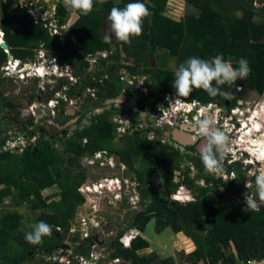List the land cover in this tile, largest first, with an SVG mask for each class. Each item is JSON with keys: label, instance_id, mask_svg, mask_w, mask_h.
Segmentation results:
<instances>
[{"label": "trees", "instance_id": "16d2710c", "mask_svg": "<svg viewBox=\"0 0 264 264\" xmlns=\"http://www.w3.org/2000/svg\"><path fill=\"white\" fill-rule=\"evenodd\" d=\"M182 1L192 7L193 12L176 21L165 14L167 0H139L146 4L150 15L143 21L142 34L133 37L131 44L116 41L106 43L103 23L104 16L112 7L123 9L128 3L137 0H121L118 5L114 0H106L102 7L94 0L93 11L88 16H78L68 31L62 32V42L54 41L48 28L31 20L27 10L21 6V0H0V30L4 34L9 54L15 60H34L36 53L43 49L61 64L66 60L73 67L82 65L83 69L76 71L75 76L82 77L81 86L84 89L98 86L95 80H86L82 71L88 70L92 60L98 61L100 53H110L111 56L98 63L95 76H103L120 65L131 74H137L148 71L140 67H146L149 56H154L155 48L160 47L166 52L165 60L175 58V70L189 57L210 60L222 54L225 60L231 61L233 67L237 66L240 58H246L251 68L247 88L264 91V0L257 10L253 8L252 0ZM26 2L28 5L33 4V0ZM237 12H240L239 16ZM69 14L70 11L59 2L51 22L64 28ZM256 15L258 19H255ZM7 57L8 54L0 48V70L7 62ZM123 61L132 63L124 65ZM175 70L158 67L157 64L152 72L157 75L158 90L164 95H175L172 87ZM62 87L64 85L61 83L57 89ZM232 87L225 84L222 90L227 93ZM71 91L75 92L76 87L71 88ZM223 97H210L203 90L194 88L188 97L179 98L207 104L223 101ZM94 108L95 105L82 110L78 122L90 114L91 123L77 132L76 139H70L60 155L42 137L34 146L23 148L20 152H2L4 141L0 137V208L6 200L14 197L15 192L19 203L31 199L35 202L33 211L53 209L51 214L42 212L36 219V223L44 221L53 226L52 235L43 238V246L26 242L25 234L21 232L23 218L16 211L2 216L0 264H46L45 260L37 263L35 256L49 254L61 244L62 240L56 237V230L69 235L71 221L79 205L84 203V198L77 191L74 177L64 174L63 167L79 168L78 162L83 157L92 156L98 151L109 154V151L115 150L117 125L111 121L109 112L93 114ZM122 141L125 145L118 151L119 162L133 173L139 195L137 206L140 208L131 228L140 234L152 220L156 234L164 229L174 234L182 233L193 245V250L182 256L183 264H233L238 259L264 257V206L260 205L259 211L247 209L246 205L240 208L241 205L223 199L217 191L207 188L199 190L197 195L193 194V200L186 203L174 202L173 206L165 204L163 201H169V196L180 185L197 189L193 185L194 180L178 172L181 154L172 148L167 150L166 145L156 146L152 141L131 135H125ZM65 154L68 155L67 159H64ZM175 173L180 175L175 178ZM144 176L148 181L158 178L162 183V193H151L145 185ZM55 186L59 190L55 197H59L60 202L47 205L41 193ZM69 242L77 244L82 240L78 234L70 233ZM225 244H230L234 251H225ZM85 246L83 250L77 248L81 256L89 252L88 244ZM147 247L148 242L140 235L131 241L129 248H123L116 240L112 241L109 254L112 260H121L117 264H177L171 257L159 258L155 253L139 254Z\"/></svg>", "mask_w": 264, "mask_h": 264}, {"label": "flooded vegetation", "instance_id": "af4514ba", "mask_svg": "<svg viewBox=\"0 0 264 264\" xmlns=\"http://www.w3.org/2000/svg\"><path fill=\"white\" fill-rule=\"evenodd\" d=\"M103 34L105 36L104 30ZM59 39V37H54V41H58ZM112 41H115V39L113 38ZM42 51L44 50L42 49ZM46 56L52 58L49 55ZM110 56V53H102L99 56V60H95L94 63L98 66L101 60H107ZM13 60L15 59L13 58ZM53 60L57 61L62 74L67 73L66 68L68 67V71L77 78L76 85H71L69 82L66 88H61H64L65 98L73 97L75 94V92L71 91L73 87H76V89H79L81 92L85 90L81 86L82 77L75 76L76 71L83 69L82 65L78 64L73 67L70 66L66 60H63V64L57 59L52 58V61ZM34 61L36 60L27 59L25 62L21 61L23 64L22 66L20 65L21 67L19 66L15 74H23L24 76L28 74L31 75V71L34 70V66H32L35 65ZM26 63H28V66L25 65ZM122 63L124 65H131L132 61H123ZM156 68L157 64L154 56H149L146 67H140V69L144 71L148 69L149 72L146 71L145 73L131 74L121 65L114 67L111 71L99 77L95 75L93 77H85L86 74L82 71L86 80L88 78L95 80L98 85L95 88H91L92 86L88 87V89H93L95 94L94 98H96V104H92V106L88 107L93 108L95 105L94 110H99L96 114L109 112L110 116L118 113L127 115L130 123L128 124L129 127L123 128V130L119 132L121 141L125 135H131L138 139L143 138L152 141L156 146L159 144L166 145L168 147L167 150L172 148L178 151L181 154L179 159L180 169L178 172L188 177V179L194 180V183L196 181H203L202 185H197L198 187H196V190L194 188L188 189L185 187L191 194L197 195L200 193L199 190L207 188L209 191H217L223 199L241 205L240 208H243V206L246 205L244 202V194L246 192L250 195L254 194L255 189L251 191L249 188L255 186L256 176L264 172V118L253 115L256 107L261 104V101H264V91H258L257 89L249 90L247 88V79L237 80L232 84V90L227 92V95H224L222 98L223 101L208 103L209 108L206 109V115L199 120L211 118L213 125L224 132L231 142L230 151L223 160L224 173L213 175L205 171L204 165L198 157L199 146L203 143L204 138L199 133L194 114L187 116L188 118L186 120L184 119L186 116L181 119L183 121H189V123L183 124L181 121L177 124L176 119H180V116L175 117L170 124L159 121L162 112L166 109L169 110L170 107L165 102L164 94L158 90L159 82L157 81V75L152 74L153 70ZM121 70L122 73H119ZM126 73L135 80L131 83L129 82L130 85H127L129 78L126 77ZM62 80L63 79L58 81ZM67 81H69V79H67ZM90 85H93V83H90ZM81 92L77 93L79 98L76 99V108L68 110L67 104L64 103H60L59 106L57 105L54 108H49V103L54 99V94L45 101V105L41 103L37 104L38 108L34 109V115L29 112V118L26 120L22 118L16 120L17 113L15 111L10 112V108H8L9 103L7 100L11 99L10 96L2 93L1 96L4 97V104L0 102V137L2 138L1 129L4 128V131H6L12 123L13 125L29 126L32 127L33 135L37 137V141H39L41 137L45 139L48 138L47 141L51 144L53 151L60 155L70 142V139H76L77 132L89 126L85 125L84 121L87 120V116H90L91 119L90 114H87L85 119L78 122L81 117L80 113L85 109V107H83L84 102L80 100L82 96ZM139 92L140 95L138 94ZM120 96L126 97L127 103L119 105V101L116 99ZM259 97L260 99H258ZM38 100H41V97H38ZM38 100L37 102H39ZM92 100L94 99L88 98L86 103ZM119 100L124 99L120 98ZM33 105L35 106V104ZM39 108H41L40 114L37 115L35 114V110ZM71 114L73 116L72 118L76 121L75 126L69 125ZM59 117H61L60 121L57 120ZM110 119L113 123H116L115 118L111 117ZM8 121H11V123ZM116 125H118V123H116ZM185 128L191 132V136H189L191 140L189 142H180L175 138V134L181 129L185 130ZM116 142L115 138L114 143ZM123 147L117 146L115 150L109 151L108 160L105 165L112 166L113 168V163L109 160H111V157L113 161L119 160L118 151ZM67 156L68 155L65 154L64 159H67ZM82 159L78 164H80ZM96 164L103 165L104 162L102 160H97ZM119 164L121 165V162H119ZM64 168L65 171L63 170V173L66 175L71 177H73L74 173L80 175L75 172L81 171L80 167L72 168L66 165L63 169ZM66 170H69L71 173L68 174ZM202 175L205 176V178H203ZM183 177L184 176L181 178ZM195 177L197 179H194ZM206 179H209V181L206 182ZM65 239L69 240V237L64 238V240ZM100 245H102V242L99 246ZM108 246L109 245H106V248H108ZM87 249H89V246Z\"/></svg>", "mask_w": 264, "mask_h": 264}, {"label": "rangeland", "instance_id": "374dc122", "mask_svg": "<svg viewBox=\"0 0 264 264\" xmlns=\"http://www.w3.org/2000/svg\"><path fill=\"white\" fill-rule=\"evenodd\" d=\"M120 1L121 0H114V3L118 5ZM59 2H62V0H33V4H34L33 7L35 9L37 8L38 12L43 14L42 18L44 21L50 20L49 21L50 24H53L51 20L53 18V14L56 11V6ZM27 3L28 2H26V0H21L20 4L25 10L28 11V9H30L31 6L30 4L28 5ZM252 4L254 6L253 8L257 10L259 6H262V0H254V1L252 0ZM165 9H166L165 14L176 21L182 19L187 14L193 12V8L188 6L182 0H167V6ZM236 15L239 16L240 12H237ZM107 16L108 13L107 15L104 16L103 30L105 31V33L108 31L109 28V22L107 20ZM77 18H78L77 15H73L70 12L67 20V25L64 29L65 32L68 31L69 27L76 21ZM258 18L259 17L256 15L255 19ZM61 32L59 31V35L57 34L55 35V33L53 34L55 36H59V38L60 36L64 37L63 35H60ZM155 50L156 52L154 58L156 56L155 62L156 64H158V67H162V68L164 67L168 70H175V58L171 57L165 60L166 52H164L160 47L155 48ZM46 55L47 54L42 50L38 51L36 53V58H35L36 61H34L35 65H32L34 66L33 67L34 70H36L39 67L40 69H42L43 74L41 76H44L46 73L47 66H42L43 64H40L42 63V60L45 59ZM10 62L6 63V66H8V68L10 67ZM11 64L13 65V62H11ZM96 66L97 65L92 62L88 70L87 69L83 70L84 74H86L85 77L86 76L93 77L95 75V71L98 68V66L97 68ZM119 73H122V70ZM32 75L33 74H31L30 77H27V75H25L24 76L25 79L22 80L20 78V75L17 74L12 75L10 73H5L3 70H0V80H1L0 102L4 104V97L1 96L2 93L10 96L11 99L7 100V102L9 103L8 108H10V112L15 111L18 114V115L16 114L17 117L16 120H19V118L20 119L22 118L23 120L29 118L30 115L29 110L34 106L33 104H35V107H37V104L40 103L42 105H45V101L51 98L54 94H58L59 96L61 95L64 96V88H66L67 84L69 83V81L65 79H63L62 81L52 80L48 82L46 79L43 80L37 79L36 77L34 78ZM126 77L129 78V80L127 81L128 82L127 85H130L129 83L130 80L135 81L134 78L129 76L127 73H126ZM61 83L64 85V88L57 89L61 85ZM49 84H51V86L47 88ZM84 91L81 92L79 89H76L75 94L73 95L74 97L72 98L73 103L77 101L75 99V96L78 95L77 93L81 92L82 96L80 97V99L81 101L84 102V104L86 103V101H88V98L94 99L91 102L86 103L88 105L85 104L84 106L83 104V107L87 108L88 106H92V104H96V98H94L95 97L94 91L93 90L88 91L87 89H85ZM138 94L140 95V92ZM38 97H41V100H38ZM120 98L124 100H119ZM258 99H260V97ZM37 100L39 102H37ZM116 100L119 101V105L127 103L126 97L120 96ZM260 103L261 104H259L256 107L253 115L256 117L260 116L264 118V104H263L264 101H261ZM98 111H99L98 109H95L93 113L96 114ZM72 117L73 116L71 114L69 125L75 126L76 121ZM183 117H185V115H180V119H176L177 124H179V122L181 121L183 124L189 123V121L181 120ZM112 118L116 119V123H118L117 126L120 125V129H121L120 131H122L123 128L125 129L129 127L128 124L130 123V121L126 114L118 113L116 115H113ZM187 118L188 117L186 116L184 119L186 120ZM57 120L60 121L61 117L57 118ZM8 122L11 123V121ZM1 131L3 134L4 128H2ZM120 131L117 129L116 132L117 142L115 143V147L117 146L123 147L125 145L124 142L120 140L121 139L119 134ZM178 132L179 134H183L185 136H191V132L188 131L187 128H185V130L181 129ZM46 140H48V138H46ZM78 165L81 168V171H75V172L79 173L80 175H76L74 173L73 177L76 181V185L78 188L77 191L84 198V203L79 205V207L77 208L75 217L71 221L70 230L74 231V233L89 234V232L95 228L98 234L93 233V237H95V235L97 234L98 237L97 241L103 239L104 241L107 242V245H109L112 240L119 238L121 239L124 233L125 235L131 234L129 230H131L132 221L140 208V206H137V204L133 205L132 207H129V201L131 200L135 202V199L133 198L129 199V197L127 198L123 197V200L121 202H115V200L120 201L122 197H119L118 195L115 197L114 196L115 194H109V192L108 193L102 192L103 195H93V194H89L85 189L89 188L91 190L95 188L98 189V193H99V191H104L102 190L103 188H99V186L100 185L105 186L106 180L114 179L116 177L119 178L125 177L131 181V190H132L136 186L135 184L136 181L134 179L133 173L127 171L123 165H120L119 160H114L113 168L112 166L110 167L105 164L97 165L95 163L92 165L86 159H82V161ZM178 165L180 166V163H178ZM135 167H137V163L135 164ZM63 170L65 171V168ZM66 172L68 174L71 173L69 170L68 171L66 170ZM144 180H145V185H147L146 187L150 190L151 193H155V194L162 193V183L158 178L155 177L153 179H150L149 181L147 179ZM202 182L203 181H196L195 183H193V185L195 187H198L197 185L198 184L202 185L203 184ZM253 189H255V186L249 188V190L251 191ZM58 192L59 190L55 186L52 189L43 191L41 195L47 205H50L52 203L58 204L60 202V199L59 197H55V195ZM187 192L189 193L188 189ZM181 194H182L180 195L181 200L187 199L185 197V195L187 194L186 192L182 190ZM13 196L14 197L12 199L6 200L1 206L0 219L4 214L6 213L9 214L13 211H16L17 214L23 218L21 222V232L23 234H26L27 232L32 230L33 225L36 224V219L42 212H46L48 214L49 213L51 214L53 212V209L51 208H41L40 210L33 211L32 206L34 201L32 199L31 201L26 203H19L18 200L16 199L17 197L15 192H13ZM113 197L115 198V200L113 199ZM170 201H174V200H170ZM19 206L22 207L19 208ZM152 223L153 221L151 220L146 225L144 231L140 233L141 237L148 242V247L140 251L139 254L155 253L159 256V258L171 257L172 259L175 260L177 264H183V260H181L182 256L193 250V245L190 242V240H188L182 233H177V234L171 233L169 229H164L160 234H156L153 229ZM56 231H57L56 237L58 236H62L64 238L68 237L67 235H64L63 231H58V230ZM64 242H68V240L65 239ZM43 244H44V240L43 243L38 246H43ZM93 247L94 250H100L99 245H94ZM223 247L225 248V251H234L233 247L230 244H225L223 245ZM44 256L45 255L43 254L36 255L35 256L36 262L39 263L40 260H44ZM106 261L108 262V264L113 263V262L109 263L110 260H106Z\"/></svg>", "mask_w": 264, "mask_h": 264}, {"label": "clouds", "instance_id": "9594fccd", "mask_svg": "<svg viewBox=\"0 0 264 264\" xmlns=\"http://www.w3.org/2000/svg\"><path fill=\"white\" fill-rule=\"evenodd\" d=\"M105 2L106 0H95V3L101 7ZM62 3L66 9H68L73 15L77 16H88L93 11L94 6V0H62ZM149 15L150 12L148 7L146 4L139 2V0H137V2L128 3L123 9L115 6L112 7L107 16L109 28L104 36L105 42L110 43L114 38L118 43L131 44L133 37H139L142 34L143 21ZM49 21H46V23ZM42 62H44L42 66H47L46 73L44 76L36 77L37 79H46L48 82L52 80H66L65 76L61 77L60 75L62 72L57 61L52 62V58L45 56V59H43ZM54 64L56 65L57 69L54 67ZM250 73L251 68L246 58H240L237 61V66L233 67L231 61L225 60L222 54H217L210 60H205L198 57H189L175 70V79L172 83V87L175 90V95L168 93L170 97L165 98V102L170 107L168 111L171 113L174 111L173 107L178 108V112L175 113V115L179 114L190 116L191 114H194V116H197V127L200 135L204 138L203 143H201L199 146L198 157L203 163L205 171L209 174L218 175L224 173L223 160L226 154L230 151L231 142L224 132L213 125L211 118L199 120L200 118H203L204 115H206V109L209 108L208 103L201 104L196 100L187 102L183 101L179 97H188L194 88L203 90L210 97L227 95L228 93L222 90L223 85H232L237 80H246ZM49 86H51V84H49L47 87ZM181 102H185L186 105H182ZM200 109L202 111L200 112V115H198V110ZM95 154H97L96 157H94ZM108 156L109 154L107 152L98 151L92 156L83 158L86 160H92L91 164L93 165L97 160H102L105 164L108 160ZM110 159L111 160L109 161L113 163V158L111 157ZM176 175H179V173L174 174L175 178ZM175 178L174 180L176 181ZM136 187L137 185L131 190V181L128 178L116 177L114 179L106 180L105 186L101 185V187H99L103 188L102 190L104 191H99L98 193V189L95 188L91 189L93 191H91L89 188H86L85 190L89 194L93 195H103L102 192H109V194H115V197L117 195L122 197L120 201H116L113 197L115 202H121L123 197H129V199L133 198L135 199V202L131 200L129 201V207H132L133 205L137 204L139 198V195L136 192ZM182 190L187 193L185 195L187 199L181 200L178 197L182 195ZM168 200H174L172 202L177 203H183L186 201L188 202V200H193V194H191L190 191L188 193L187 189L180 185L169 196ZM244 202L247 209L259 211L260 203H264V172L256 176L255 192L251 195L246 192L244 194ZM129 232H131V234L125 235L124 233L121 239H115L119 242V244L122 245L123 248H129L131 246V241H133L137 236L140 237L139 231L134 228H131ZM52 233L53 226L44 221H40L34 224L32 230L25 234V240L30 245H41L43 243V238L52 235ZM93 233L98 234L95 228L90 231L89 234L85 233L87 236H84L85 234L82 233H74L78 234L82 240V242L77 244H71L69 240L68 242H64V237L58 236L59 240H62V242L56 247L54 251L49 254H44L45 263L51 264V259L53 257H67V259L72 260L74 264H88L84 263L85 261L89 262V264H92L94 263V257L98 256L100 252L106 254L105 261L108 259L113 262L114 260H111L109 254L111 243L109 244L108 248H106L107 242L103 239L97 241V234L95 237H93ZM69 235L67 236L69 237ZM101 242L102 245H100V250H94L93 246L99 245ZM85 244H88L89 252L87 255L81 256L78 253V250H83ZM77 248L79 249L77 250ZM120 262L121 260L118 263Z\"/></svg>", "mask_w": 264, "mask_h": 264}, {"label": "built area", "instance_id": "2783aa9c", "mask_svg": "<svg viewBox=\"0 0 264 264\" xmlns=\"http://www.w3.org/2000/svg\"><path fill=\"white\" fill-rule=\"evenodd\" d=\"M31 8L28 9V14L31 17V20H33L36 24H43L46 28H48L52 34L53 37H59V36H55L56 34L59 35V31H64V28H59L57 27V25L53 22V24L47 25L46 21L43 20V14L39 13L37 8L35 9L33 6L34 4L30 5ZM54 15L53 14V18L54 19ZM65 32V31H64ZM55 33V35L53 34ZM62 35V32L61 34ZM59 41H63V37L60 36ZM4 43V34L1 32L0 30V48H1V44ZM5 51V50H4ZM7 54H9V51H5ZM44 52V51H43ZM101 54V53H100ZM99 54V55H100ZM13 62V65L11 64V62ZM10 62V67L8 68V66H6V63ZM52 62H56L55 60H53ZM92 62L94 63L95 61L92 60ZM1 70H3L5 73H10L13 75V72H15L20 65H22L23 63L21 61H15V60H7ZM44 62H42L43 64ZM26 66H28V63L25 64ZM54 67L56 68V65L54 64ZM12 69V70H11ZM57 69V68H56ZM40 67L37 68L36 70H33L31 72V74L36 75V73H39L40 71ZM66 74H60L61 77L65 76L66 80L69 79V82L71 85H76L77 81L75 78L69 71H68V67L66 68ZM20 78L23 80L24 75L20 74ZM132 81H130L131 83ZM93 89H88V91H91ZM74 97V96H73ZM72 97V98H73ZM165 98H169L170 95L169 94H165L164 96ZM72 98H65L63 95L59 96L58 94H55L54 99L52 101H50L49 103V108H54L57 105L59 106L60 103H64L67 104V109L71 110L72 108H76V101L75 103H73V99ZM79 98L77 95L75 96V99ZM81 100V99H80ZM182 105H186L185 102H181ZM38 107H32L30 108L29 112L34 115V109H37ZM173 113H171L170 111H168L167 109L164 110L162 112V115L160 116L159 121L164 123H171L172 120L177 117L180 116L179 114H176L178 112V108L177 107H173ZM202 110H198V115H200V112ZM187 112V111H186ZM187 116V115H185ZM194 119L196 121H198L197 116H194ZM117 129L120 131V127L118 126ZM123 130V129H122ZM121 132V131H120ZM2 140L4 141V146L2 148V152H9V153H17L20 152L21 149L23 148H30L31 146H34L37 142V137L35 135H32V127L29 126H22V125H13V123L10 125V127L3 132L2 134ZM97 154L94 155V157H96ZM88 162L91 164L92 160L88 159ZM136 184V183H135ZM137 185V184H136ZM101 187V185L99 186ZM261 206H264V203H260ZM71 234L74 233L72 230L69 231ZM84 236H87L86 234ZM106 254H104L103 252H100V254L96 257H94V263L93 264H108L107 261H105ZM75 259V258H74ZM108 260V259H107ZM120 260L116 259L114 260L112 263L111 261L109 263L112 264H117ZM84 263H88V262H84ZM51 264H74L72 260L67 259V257H53L51 259ZM233 264H264V257L263 256H258V257H252V258H246V259H238L237 261H235Z\"/></svg>", "mask_w": 264, "mask_h": 264}, {"label": "water", "instance_id": "95a60500", "mask_svg": "<svg viewBox=\"0 0 264 264\" xmlns=\"http://www.w3.org/2000/svg\"><path fill=\"white\" fill-rule=\"evenodd\" d=\"M1 48L5 51H9V48H8L6 43L1 44ZM59 51L62 52L63 51L62 48H60ZM7 60H13V56L11 54H8ZM40 110H41V108H39L38 110H35V114L39 115ZM89 119H90V116H87V120L84 121L85 125H90ZM175 138H177V140L180 142H189L191 140V138L189 136H185V135L180 136V134H178L177 132L175 134ZM34 152L36 153V150ZM163 203H165V204L167 203L170 206L174 205V202H172V201H163Z\"/></svg>", "mask_w": 264, "mask_h": 264}, {"label": "bare ground", "instance_id": "6f19581e", "mask_svg": "<svg viewBox=\"0 0 264 264\" xmlns=\"http://www.w3.org/2000/svg\"><path fill=\"white\" fill-rule=\"evenodd\" d=\"M3 44V43H2ZM32 72V71H31ZM13 74H15V72H13ZM43 74V71H42V69L39 71V73H36V75H32L34 78L35 77H41V75ZM27 77H30V74H28L27 75ZM183 134H180V136H182ZM91 191H93V190H91Z\"/></svg>", "mask_w": 264, "mask_h": 264}]
</instances>
